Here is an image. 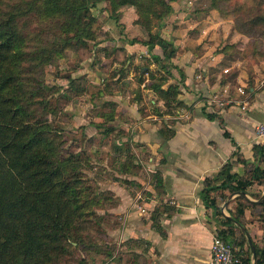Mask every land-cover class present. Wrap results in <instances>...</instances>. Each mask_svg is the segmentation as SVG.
Returning a JSON list of instances; mask_svg holds the SVG:
<instances>
[{"label": "crops", "instance_id": "obj_1", "mask_svg": "<svg viewBox=\"0 0 264 264\" xmlns=\"http://www.w3.org/2000/svg\"><path fill=\"white\" fill-rule=\"evenodd\" d=\"M118 11L122 30H113L109 33L111 38H102L93 45L99 54H102L101 47L117 48L107 60L114 68L116 63L119 64L111 82L113 98L107 99L114 103L112 117L106 119L103 116L110 110L102 111L100 115L109 121L107 125L112 132H117L115 142L122 147L129 145L134 157L141 156V152L147 155L140 161L133 159V163L139 165L138 172L132 171L129 164L122 166L123 155L117 162L111 161L114 172L111 180L117 185L109 189L115 203L100 211L115 216L119 227L123 224V236L112 237L113 253L101 261L96 255L95 262L209 264L213 236L220 235L218 230L223 226L217 223L212 208L204 206L200 189L207 177L213 180L212 183H219L216 177L228 162L231 170L238 174L244 173L245 166L255 163L264 170V151L260 149L264 142L261 143L255 133V126L264 121V75L254 66L250 81L246 68L231 61L227 54L221 53L219 57L218 53L212 52V46L201 50L203 38L200 32L193 30L198 21L185 18L183 10L176 8L165 24L155 30H141L140 24L134 21L136 13L132 6H121ZM124 12L130 13L129 20ZM126 36L150 43H131L124 39ZM154 36L156 40L152 38ZM159 37L175 47V54L168 62L162 58L158 63L150 55V47L161 51ZM102 42L105 46L99 45ZM116 53L127 55L125 65L129 61L130 65L124 67L119 61H111ZM142 58L145 62L140 64L135 79L134 65ZM218 60L227 64H220L216 69ZM165 63L167 66L163 67ZM235 63V71L230 72ZM120 68H123V76ZM150 72L167 76L162 88L175 85L170 89L174 97L172 112H164V99L149 86ZM122 81L130 85H124ZM240 88L246 94L241 93ZM213 95L234 101L220 107L211 99ZM161 131L165 136L160 135ZM115 155L118 153L112 154ZM126 165L129 169L121 171ZM155 170H159L162 177L159 192L151 185ZM263 190L264 184L255 180L247 186L245 195L250 201H260ZM219 194L213 192L224 214L234 210L238 201L244 202V199L236 198L238 193L229 195L225 201ZM259 209V205L245 207L243 220L251 239L262 246L264 222L260 220ZM116 226L110 229L114 230ZM242 247L245 249L246 245Z\"/></svg>", "mask_w": 264, "mask_h": 264}, {"label": "trees", "instance_id": "obj_2", "mask_svg": "<svg viewBox=\"0 0 264 264\" xmlns=\"http://www.w3.org/2000/svg\"><path fill=\"white\" fill-rule=\"evenodd\" d=\"M106 1L110 5L111 13L121 6H134L136 13L134 21L145 29L159 27L158 21L168 16L172 9L169 0ZM217 2L218 0H213V7L220 8ZM28 4L42 17L60 22L59 26L65 36L61 45L53 48L55 55H59L61 48L73 41L83 46L88 39L95 38V32L91 29L94 18L90 13L88 0H28ZM1 10L0 7V264H48L54 253L60 254L62 249L65 250L66 245H69L68 234L74 230L79 216L82 218L93 211L104 213L105 217L109 216L111 219L107 225L116 226L119 221L115 216L100 211L115 203V199L110 190L101 192L97 198L92 196L90 187L83 184L81 154L59 157L56 142L59 133L53 131L47 118L35 120L29 114L22 101L21 82L17 72L19 63L27 54L24 51V37L15 25L14 12ZM158 40L161 51L150 47L151 57L158 63L162 58L170 61L175 54V47L161 37ZM130 42L145 45L150 43L137 38H131ZM116 49L102 47L107 56ZM128 58L122 60V66L130 65V61L125 65ZM165 66L166 63L163 64V67ZM247 71L249 77H252L253 70L249 68ZM123 73V68H120L122 76ZM150 77L152 81L149 86L164 99L166 106L164 112H172L171 103L174 97L170 89L175 85L162 88L161 84L167 76L160 72H150ZM81 80L83 85L84 78L81 77ZM73 81L71 78L69 83L68 91L71 94L74 90ZM104 103L111 106L109 113L103 114L106 119H110L114 103L110 100ZM208 116L213 117L214 114ZM104 131L110 132L111 128L107 125ZM160 133L165 136L163 131ZM172 134L173 132L169 136ZM114 138L112 137L111 141L110 160L117 162L119 156L123 155L122 166L129 164L133 168L132 171L138 172L139 165L133 163L134 154L129 145L122 147ZM260 149L264 151V143ZM113 153H118V156L113 157ZM128 169L129 166L126 165L121 171ZM216 179L220 182L214 184L211 178H205L200 189V197L204 206L212 208L217 223L223 226L218 233L230 241L235 253L239 254L240 261L236 264H251L253 252L246 235L243 211L247 206L259 205L258 214L260 220L264 222V199L250 201L242 194H237L236 198H242L244 202L238 201L234 210L224 214L213 192H219L220 199L224 201L235 191L246 194L247 186L253 181L257 180L264 184V170L259 167V163H255L245 166L244 173L238 174L231 170V164L228 162L223 165ZM151 185L159 192L162 185L159 170L153 172ZM106 197L108 199H105ZM94 199L100 202L95 204V208L93 204L90 205ZM85 222L97 224L95 221L90 222L89 219ZM100 223L104 225V221L100 220ZM241 226L245 230H242ZM110 242V239L103 237L101 243L103 249L97 253L85 249L84 253L78 256L77 264H98L99 262H95L96 255L100 256L99 261L109 257L115 249L114 244ZM252 243L255 253L254 264H264V242L262 246L253 240ZM83 244L86 247L85 242ZM243 245H246L245 249Z\"/></svg>", "mask_w": 264, "mask_h": 264}, {"label": "rangeland", "instance_id": "obj_3", "mask_svg": "<svg viewBox=\"0 0 264 264\" xmlns=\"http://www.w3.org/2000/svg\"><path fill=\"white\" fill-rule=\"evenodd\" d=\"M169 3L172 6L170 13L178 8L185 12V18L191 17V20L198 21L193 30L198 34L200 32L203 38L201 50L212 46V52L218 53L219 57L222 56L221 53L227 54L231 61L240 63L246 70H253L256 66L264 75V0H218L220 8L213 7V0H169ZM88 5L94 18L91 29L95 32V38L88 39L83 46L73 41L62 47L59 55H55L53 48L59 47L65 36L59 26L60 22L42 17L30 8L28 0H0L1 11L14 12L15 25L24 37V51L28 54L17 69L23 94L22 101L33 119L47 118L53 131L59 133L60 136L56 140L59 157L81 154L79 162L83 171V184L88 185L91 195L97 198L101 192L117 185L111 180L114 172L110 164L109 146L112 137H117V132L111 130L105 133L104 128L109 121L104 120L100 112L111 109L104 101L113 98L114 86L111 82L113 71L119 64L116 63L114 68L110 60H107L111 56H107L102 47V54L97 53L93 45L98 44L102 38H111L109 33L115 29L121 31L123 27L119 23L120 11L111 13L106 0H88ZM170 13L161 18L159 24L164 25L165 20L171 16ZM124 15L126 20L130 19V13L124 12ZM140 26L141 30L145 29ZM159 27H154L153 30ZM152 38L156 40L155 36ZM124 39L130 41L131 38L126 36ZM121 42L123 43V40ZM104 44L102 42L99 45L105 46ZM126 57L123 53H116L111 61H119L122 64ZM102 60L107 61L101 63ZM138 62L134 65L135 79L139 74L140 64H143L145 59H139ZM217 62L214 67L216 69L220 68V64H227L221 60ZM237 63L230 72L235 71ZM81 77L84 78L83 85ZM71 78L74 80L72 94L68 91ZM249 78L251 81V77ZM122 82L124 85H130L127 81ZM134 88L137 87L134 85ZM146 155L141 152V156L135 155L134 159L140 161L145 159ZM99 203L98 199H94L90 205L93 204L95 208V204ZM104 215L93 211L82 218L79 216L74 230L68 234L69 245H66L60 254L54 253L48 264H77L78 256L82 255L85 249L96 253L103 249V237L118 239L123 236V224L119 227L118 222L116 229H110L107 223L111 219ZM88 219L97 224L86 223L85 220ZM100 220L104 221V225ZM73 245L75 247H72Z\"/></svg>", "mask_w": 264, "mask_h": 264}, {"label": "built area", "instance_id": "obj_4", "mask_svg": "<svg viewBox=\"0 0 264 264\" xmlns=\"http://www.w3.org/2000/svg\"><path fill=\"white\" fill-rule=\"evenodd\" d=\"M241 93H244V90L240 88ZM213 101H216L220 107L225 106L234 99H220L218 96L213 95L211 98ZM256 136L259 138L260 142H264V121L259 122L255 126ZM211 257L209 264H236L240 261L239 254L235 253L233 244L223 238L221 235L215 234L210 246Z\"/></svg>", "mask_w": 264, "mask_h": 264}, {"label": "water", "instance_id": "obj_5", "mask_svg": "<svg viewBox=\"0 0 264 264\" xmlns=\"http://www.w3.org/2000/svg\"><path fill=\"white\" fill-rule=\"evenodd\" d=\"M234 193L242 194L245 198H247L246 195H245V193H243V192H238V191L232 192V193L230 194V196H232ZM230 196H229V197H230ZM263 199H264V190H263L262 195H261V197L259 198V200H263ZM241 229H242V230H245V228L242 227V226H241ZM246 235H247V238H248V242H249V244H250V249H251V251L253 252V254H252V262H251V264H254V261H255V253H254V247H253L252 239H251V237L249 236V234H248L247 232H246Z\"/></svg>", "mask_w": 264, "mask_h": 264}]
</instances>
